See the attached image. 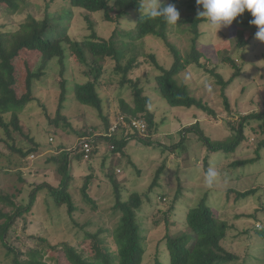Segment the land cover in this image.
I'll use <instances>...</instances> for the list:
<instances>
[{
    "label": "rangeland",
    "instance_id": "1",
    "mask_svg": "<svg viewBox=\"0 0 264 264\" xmlns=\"http://www.w3.org/2000/svg\"><path fill=\"white\" fill-rule=\"evenodd\" d=\"M151 2L152 0H145L141 9L130 10L118 24L106 23L102 12L87 13L71 8L68 0H23L22 6L11 16L0 9L2 32L15 31L29 17L37 20L48 17L55 32H64L75 41H82L89 35L87 20L93 24L95 33L102 39L108 40L116 31L119 35L116 39L121 65L137 57L138 68L129 79L136 81L143 89V95L149 99L148 110L153 114L155 122L152 139L159 145L147 146L134 141L125 148L126 157L118 154L112 156L106 140H95L96 136L104 134L102 119L96 110L78 104L71 92L67 94L66 101L60 108L61 77L59 66L54 61L46 76L34 84L33 94L36 100L23 108L19 114L22 132L39 143V152L34 155L29 165H23L18 170L8 169V154L0 144V152H3V155L0 154V191L13 197L16 204H25L28 191L32 190L34 185L47 183L57 187L60 177L55 172V163L48 160L56 158L59 155L57 150L62 147L69 152L68 155L72 159L69 165L72 178L67 192L76 210L69 214L66 205L57 207L52 203L47 197L46 189L39 191L31 212L12 222L5 238L7 247L0 240V264H12L14 257L9 251L10 248L17 249L25 257V253L37 247L42 249L48 264H62V259L56 254L58 250L52 252L48 246L55 247L67 242L89 252L91 240L87 234L95 233L100 237L107 236L106 242L113 252L114 246L109 234L120 221L119 212L113 210V182L124 198L130 193L142 196L143 204L136 212L145 250L142 264H169L163 241L167 230L165 217L173 222L170 224V230L182 229L187 210L195 206L205 194L207 204L214 215L228 225L223 247L237 257V260L224 264L264 263V237L259 235L258 231L264 228V150L261 151L259 160L254 163L231 166L235 161L256 158L255 147L257 142L264 138L258 127L262 121L254 120L246 125V143L240 145L233 153L211 152L198 142L194 134L186 135L180 150L175 153L165 149L177 144L181 130L196 122L211 141H224L230 134L235 133L232 128H237L240 117L248 113L264 112V44L255 38L257 30L249 23L253 17L245 11L230 26L217 33L209 27L207 21L199 28L201 37L197 46L205 55L202 63L208 69L215 67L214 72L219 74L223 81L233 76L234 70L230 64L220 63L219 53L232 57L241 68L240 75L225 90L229 109L223 101L220 85L216 84V78L208 71L191 65L177 76L178 82L188 88L193 98L206 104L212 111L211 114L195 107L185 109L168 106L156 89L153 76L157 71L147 57L155 55L157 62L164 69H168L173 60L165 45L152 37L140 42H131L127 38V31L134 25L136 17L145 14ZM160 2L164 5L171 3L170 0ZM175 5L180 11V19L177 25H170L168 40L184 56L185 52L189 51L190 37L181 20L187 13L184 6ZM240 33L242 41L248 40L246 49L237 47ZM45 38H51V35L46 34ZM21 56L15 61L18 76L16 88L19 92H23L24 63L34 69L38 66V57L35 54L23 53ZM65 65L63 80L66 81L67 88L74 83H85L91 78L86 75L87 69L73 60H66ZM104 68L105 72L99 78L97 91L102 100L103 114L113 123L114 118L122 113L121 101L133 107V93L127 85L120 86L121 75L114 72V62L106 60ZM58 110L66 121L61 129L55 130L49 119L53 120ZM251 128L256 129V133H253ZM53 130L60 136L54 137ZM83 131L93 133L91 143L96 151L90 160L79 162L74 157L77 152H70L69 148H77V135ZM17 141L26 142L20 136ZM104 157L106 160L103 163ZM204 159L208 164L207 169L214 167L219 173L213 187H208L205 181L204 173L207 169L204 167ZM13 166L11 168L16 167ZM108 167L115 170L112 180L107 176L110 173L106 170ZM161 167L163 170L155 181L156 172ZM88 177L90 183L87 196L91 202H87L81 192ZM154 181L155 184L152 185ZM179 187L182 188V195L176 208L168 214L169 205ZM251 189L256 190L254 194L245 199H236L235 192ZM0 208L6 213L13 211L2 203ZM2 223L3 220H0V224ZM50 256H53V259Z\"/></svg>",
    "mask_w": 264,
    "mask_h": 264
},
{
    "label": "trees",
    "instance_id": "2",
    "mask_svg": "<svg viewBox=\"0 0 264 264\" xmlns=\"http://www.w3.org/2000/svg\"><path fill=\"white\" fill-rule=\"evenodd\" d=\"M144 1L68 0L71 8L81 9L87 13L102 12L103 20L106 23L115 24H118L126 17L130 10L141 9ZM170 2L186 8L187 15L181 21L186 26V32L190 38L189 51L185 52L184 56L181 55L180 50L174 44L169 42L170 25L163 18H150L147 13L137 16L134 25L127 31V38L131 42H140L147 37H152L163 42L165 45L169 56L173 60L168 69H164L157 62L155 55L151 54L147 55V57H149L155 71H157V74L153 76L156 89L168 106L185 109L195 107L203 112L213 114L206 104L193 98L188 88L177 80L179 73L184 71L188 66L194 65L208 71L216 78V84L220 85L223 101L228 108V99L225 95V90L240 75V66L236 65L232 57L219 53L220 63L230 64L234 70L233 76L229 80L223 81L222 77L214 72L215 67L208 69L202 63L205 55L197 46L199 38L201 37L199 28L206 22V19L198 17L197 15L199 11H203L202 5H197L196 0H170ZM22 3L23 0H0V9L11 16L16 14L22 6ZM51 22L48 17L42 20L29 17L15 31H0V144L7 151L6 154H8V159H6V164H8L7 168L18 170L23 165H29L31 161L29 157L39 152V143L35 142L33 138L24 135L22 132L19 114L23 108L36 100L33 94L34 84L46 76L47 70L51 68V64L54 61L59 66V76L61 77L60 108H62V103L66 101L67 94L71 92L74 95V100L78 104L96 110L102 119L104 134L96 136L95 140H106L111 149L110 153L112 156L118 154L121 157H126L125 148L129 143L134 141L142 145L159 146L152 139V135L155 132V129H153L155 128V122L153 121V114L148 110V106L150 105L149 99L143 95V89L139 87L138 83L129 79V76L138 68L137 57H133L125 65H121L119 59L120 50L116 39V36H119L118 33L114 31L108 40L102 39L95 33L93 24L87 20L88 30L90 31L89 35L82 41H75L65 35L64 32H61V35L55 32ZM46 34H50L51 38H45ZM241 37L240 33L237 39V47L238 49H246L248 40L242 41ZM245 49H243L244 52ZM23 53L35 54L38 57V66L37 69H34L29 64L24 63L23 92H19L16 88L18 76L15 61L20 59ZM68 59L86 68V75L91 78L85 83H74L70 88H67V83L63 80V75L66 70L65 61ZM106 60L114 62V72L121 75L119 81L120 86L127 85L133 93V107H129L121 101V115L144 120L146 130L143 135L125 131V129H119L110 136L106 133L109 131L111 122L103 114L102 100L97 91L99 78L105 72L104 62ZM254 120L262 121L258 127L260 128V132L264 134V112L261 114L248 113L240 117L237 128H232V131L235 133L230 134L224 141H211L196 122L181 130L180 139L177 144H174L171 148L165 147V149H170L175 153L177 150H180L181 143L185 140L186 135L194 134L198 142H201V145L211 152L223 151L233 153L240 145L246 143V137L244 135L246 125H249ZM65 121V118L60 114V110L57 111L56 117L53 120L49 119L50 125L54 126L55 130L56 128L61 129ZM55 130L52 132L53 136L59 137L60 135ZM251 130L253 133H256V129L251 128ZM92 135V132L83 131L77 135L78 141L82 140V138H87L92 142ZM18 136L24 138L26 142H18ZM69 146H71V143H69ZM91 147L90 159L96 151L92 143ZM69 149L71 150L70 152H77L74 157L79 162L83 160L82 152H80L78 147ZM263 150L264 138L257 142L255 147L256 158L235 161L231 163V166H245L254 163L259 160L260 153ZM57 151L59 155L56 158L53 157L48 160L49 162L53 161L55 163V172L60 177V182L57 187H52L47 183L34 185V188L28 191V200L25 204L22 202L16 204L12 199L13 197L0 191V203L5 204L13 210L11 213H6L0 208V220H3V223L0 224V240L5 247H7L5 238L9 234L12 222L16 218L31 212L39 191L46 189L47 197L52 200V203L57 207L66 205L69 214L76 210L67 192L72 178L69 172V165L72 159L69 157V152L66 149L59 147ZM0 154L3 155V152H0ZM105 160L106 157L103 158L102 162L104 163ZM13 165L16 167L11 168L14 167ZM204 167L205 169L208 167L205 159ZM106 170L110 172L107 176L112 180V174L115 171L114 168L108 167ZM162 170V167L160 170H157L155 181ZM155 181L152 185L155 184ZM89 183L90 177L86 178L81 188L83 197L87 202H91L87 196ZM113 185L115 188L113 210L118 211L120 214L119 223L109 234L114 251H110V246L106 242L107 236L100 237L96 233L93 235L87 234L91 240L89 252L67 242L55 247L48 246L52 252H55V250L59 251H56V254H58V258L62 259V264H142L145 250L142 245L143 239L140 235L139 225L136 219V212L143 204L142 196L138 193H130L124 198L115 182H113ZM180 187L176 191L177 194L174 196L172 203L169 205L168 214L176 208L175 206L182 195V188ZM255 191V189H251L245 192H235L234 194L236 199H245L254 194ZM145 198L147 199L148 196L146 195ZM167 212L164 214L167 215ZM164 221L167 230L163 241L165 251H167L169 256V264H224L237 260V257L229 253L222 245L226 237L228 225L225 221L219 220L214 215V212L207 204V194L200 198L195 206L187 210L182 229L170 230V224L173 222L168 217H165ZM258 231L259 235L264 237V228L258 229ZM15 250L9 249L14 257L12 264H48L44 258L42 249L40 250L38 247L25 253V257L17 249ZM51 257L53 259V256Z\"/></svg>",
    "mask_w": 264,
    "mask_h": 264
},
{
    "label": "clouds",
    "instance_id": "3",
    "mask_svg": "<svg viewBox=\"0 0 264 264\" xmlns=\"http://www.w3.org/2000/svg\"><path fill=\"white\" fill-rule=\"evenodd\" d=\"M196 4L203 8L197 13L198 17L206 19L216 33L230 26L245 11L251 13L253 19L249 23L257 29L255 38L264 43V0H196ZM146 13L150 18H163L169 25H177L180 19V11L174 3L163 6L160 0H152ZM218 175L214 167L207 169L204 177L208 187L214 186Z\"/></svg>",
    "mask_w": 264,
    "mask_h": 264
},
{
    "label": "built area",
    "instance_id": "4",
    "mask_svg": "<svg viewBox=\"0 0 264 264\" xmlns=\"http://www.w3.org/2000/svg\"><path fill=\"white\" fill-rule=\"evenodd\" d=\"M115 121L111 123V126L108 131V136L114 134L119 129H125V131L136 132L139 135H143L146 130V124L142 119L129 118L125 115H118L115 118ZM77 147L82 152L83 160L87 161L90 159L91 152V141L87 138H82L77 144ZM30 160L34 159V156L29 157Z\"/></svg>",
    "mask_w": 264,
    "mask_h": 264
}]
</instances>
